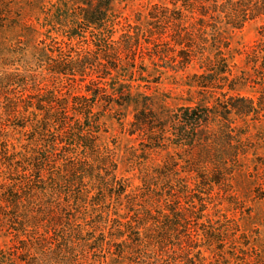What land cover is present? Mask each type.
Returning <instances> with one entry per match:
<instances>
[{
    "label": "trees",
    "instance_id": "16d2710c",
    "mask_svg": "<svg viewBox=\"0 0 264 264\" xmlns=\"http://www.w3.org/2000/svg\"><path fill=\"white\" fill-rule=\"evenodd\" d=\"M113 2L30 0L4 15L0 235L12 245L2 263L205 264V251L223 252L229 229L213 190L264 144V26L248 73L232 70L230 34L264 18V0H168L122 24ZM160 67L184 73L189 104L134 112L127 133L144 147L129 155L141 181L129 189L101 143V111L126 105L128 81ZM236 119L259 121L261 132L253 139Z\"/></svg>",
    "mask_w": 264,
    "mask_h": 264
},
{
    "label": "rangeland",
    "instance_id": "374dc122",
    "mask_svg": "<svg viewBox=\"0 0 264 264\" xmlns=\"http://www.w3.org/2000/svg\"><path fill=\"white\" fill-rule=\"evenodd\" d=\"M30 0H0V25L4 22L7 13L10 15L18 14V10L24 7V4ZM55 3L57 0H49ZM156 3H168V0H114L113 9L118 17L120 24L126 20L134 21L135 17L140 14L144 16L150 6ZM10 5V9L7 7ZM36 23L35 19H32ZM41 21V20H40ZM264 26V18L247 22L239 31L235 30L230 34V65L236 75L241 72L248 73L250 68L245 64V56L251 47L260 40V28ZM118 28V27H116ZM120 31L113 35L116 39ZM12 36L7 32L0 31V56L7 52ZM149 65V72L153 66L148 60H144ZM164 70L160 75H149L144 73L142 80L128 81L131 85L129 102L122 107H103L101 119L104 128L101 137V143L115 153L118 160V176L128 179L129 189H134L140 185L139 172L135 166L130 167L131 160L129 155L133 149L139 151L144 145L140 143V136H129L127 129L133 119V114L139 108L145 106L156 113H169L176 111L180 105L189 104V94L187 87L183 85L184 73H175ZM1 70V67H0ZM12 70V69H11ZM190 68L187 73L194 72ZM243 95H254L250 88L241 90ZM147 98V99H146ZM248 123L249 131L247 135L255 139L256 135L261 132V123L264 121H253L246 119L242 121L236 119V127H243ZM263 126V125H262ZM15 138H22V133L13 131ZM253 148L249 150L247 161L248 170L236 171L233 177L224 182L219 188H214L212 201L221 218V225H228V233L223 237L225 245L223 252L214 250V253L205 251L202 254L207 257L205 264H264V144L261 142L253 143ZM141 156H144L142 154ZM145 157V156H144ZM153 163H161V154L151 155ZM144 160L143 158H141ZM10 237L0 235V249H8L12 244ZM210 250H213L210 249ZM219 254V255H217ZM95 259V256H90ZM90 260V259H89ZM0 264H20L6 262ZM92 264V262H91Z\"/></svg>",
    "mask_w": 264,
    "mask_h": 264
}]
</instances>
